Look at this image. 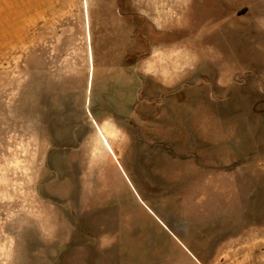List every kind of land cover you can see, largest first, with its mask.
Segmentation results:
<instances>
[{"label":"rangeland","instance_id":"rangeland-1","mask_svg":"<svg viewBox=\"0 0 264 264\" xmlns=\"http://www.w3.org/2000/svg\"><path fill=\"white\" fill-rule=\"evenodd\" d=\"M52 24L0 15V264H264V0Z\"/></svg>","mask_w":264,"mask_h":264},{"label":"crops","instance_id":"crops-1","mask_svg":"<svg viewBox=\"0 0 264 264\" xmlns=\"http://www.w3.org/2000/svg\"><path fill=\"white\" fill-rule=\"evenodd\" d=\"M59 0H0V15L8 21H18L22 25L23 47L27 44L26 35L31 36L28 43H41L43 31L52 28L54 14ZM169 7V6H164Z\"/></svg>","mask_w":264,"mask_h":264},{"label":"bare ground","instance_id":"bare-ground-1","mask_svg":"<svg viewBox=\"0 0 264 264\" xmlns=\"http://www.w3.org/2000/svg\"><path fill=\"white\" fill-rule=\"evenodd\" d=\"M98 131H99V130H98ZM99 134H100V137L102 138V140H103L105 146H107V147L109 148V145H108V143H107V141H106L104 135H103L100 131H99ZM109 149H110V148H109ZM113 155H114V154H113ZM125 178H126V177H125Z\"/></svg>","mask_w":264,"mask_h":264}]
</instances>
